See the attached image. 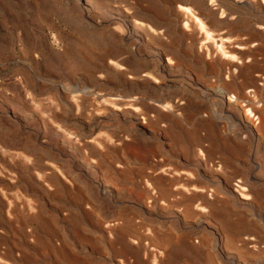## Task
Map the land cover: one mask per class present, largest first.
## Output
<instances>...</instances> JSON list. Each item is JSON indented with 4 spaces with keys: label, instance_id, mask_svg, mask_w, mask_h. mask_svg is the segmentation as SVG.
Wrapping results in <instances>:
<instances>
[{
    "label": "rangeland",
    "instance_id": "374dc122",
    "mask_svg": "<svg viewBox=\"0 0 264 264\" xmlns=\"http://www.w3.org/2000/svg\"><path fill=\"white\" fill-rule=\"evenodd\" d=\"M208 253L264 264V0H0V264Z\"/></svg>",
    "mask_w": 264,
    "mask_h": 264
},
{
    "label": "bare ground",
    "instance_id": "6f19581e",
    "mask_svg": "<svg viewBox=\"0 0 264 264\" xmlns=\"http://www.w3.org/2000/svg\"><path fill=\"white\" fill-rule=\"evenodd\" d=\"M202 24V23H201ZM247 80V79H246ZM245 81V80H244ZM243 81V82H244ZM213 89V88H212ZM214 91H215V95L216 96H220V97H222L223 96V94H226L227 93V91H226V89L224 88V87H222V86H220V87H217V88H214ZM211 93V92H210ZM213 94V93H212ZM229 96H231V97H233V98H237V97H235L234 95H229ZM206 259H207V264H209V261H211V255H210V253H208L207 255H206Z\"/></svg>",
    "mask_w": 264,
    "mask_h": 264
}]
</instances>
